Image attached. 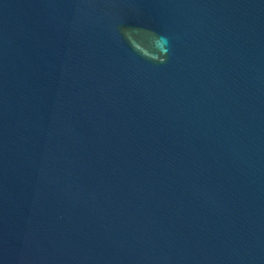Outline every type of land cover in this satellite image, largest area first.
I'll use <instances>...</instances> for the list:
<instances>
[{
  "label": "water",
  "instance_id": "1",
  "mask_svg": "<svg viewBox=\"0 0 264 264\" xmlns=\"http://www.w3.org/2000/svg\"><path fill=\"white\" fill-rule=\"evenodd\" d=\"M0 264H264V0H0Z\"/></svg>",
  "mask_w": 264,
  "mask_h": 264
}]
</instances>
